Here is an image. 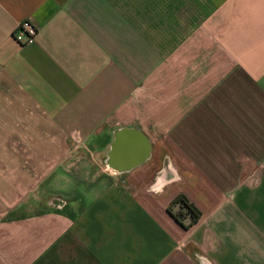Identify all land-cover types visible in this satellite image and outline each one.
<instances>
[{
  "label": "crops",
  "instance_id": "1",
  "mask_svg": "<svg viewBox=\"0 0 264 264\" xmlns=\"http://www.w3.org/2000/svg\"><path fill=\"white\" fill-rule=\"evenodd\" d=\"M123 127L171 160L111 172ZM21 143L42 177L0 213V264H264V0H0V172L30 174Z\"/></svg>",
  "mask_w": 264,
  "mask_h": 264
},
{
  "label": "rangeland",
  "instance_id": "2",
  "mask_svg": "<svg viewBox=\"0 0 264 264\" xmlns=\"http://www.w3.org/2000/svg\"><path fill=\"white\" fill-rule=\"evenodd\" d=\"M129 117L130 111L127 108V103H125V105L120 108V118H122L125 122ZM11 144L13 143H10V145ZM43 146L45 149L47 148V144H44V141L42 145L39 139H33L31 149H29L34 151V153L37 152L36 155H42L38 151L43 148ZM24 149L27 151L28 148H25L24 144L21 143L19 166L25 167L26 169L23 171L28 170L30 174L12 175L10 173H6L5 171L0 172V213H3L5 209L9 208L10 204H14L17 201L19 202V200L28 192L27 189L31 186V184H34L36 180L42 177V173L39 172H41L40 167L43 165L44 161L40 159L39 156L36 160H34V158L26 157V154H30L32 156L34 155L30 151V153H25L23 151ZM152 149L154 151L153 153L156 152L159 154L162 160L167 162L171 160V153L173 150L172 147H157L154 144ZM4 181H10L11 184L8 183L10 187H8V184L4 183Z\"/></svg>",
  "mask_w": 264,
  "mask_h": 264
},
{
  "label": "water",
  "instance_id": "3",
  "mask_svg": "<svg viewBox=\"0 0 264 264\" xmlns=\"http://www.w3.org/2000/svg\"><path fill=\"white\" fill-rule=\"evenodd\" d=\"M110 149L105 163L116 174L129 172L142 166L152 152V146L145 135L136 128H119L113 132Z\"/></svg>",
  "mask_w": 264,
  "mask_h": 264
},
{
  "label": "trees",
  "instance_id": "4",
  "mask_svg": "<svg viewBox=\"0 0 264 264\" xmlns=\"http://www.w3.org/2000/svg\"><path fill=\"white\" fill-rule=\"evenodd\" d=\"M166 211L185 231L190 230L202 215L201 211L182 193L168 203Z\"/></svg>",
  "mask_w": 264,
  "mask_h": 264
},
{
  "label": "built area",
  "instance_id": "5",
  "mask_svg": "<svg viewBox=\"0 0 264 264\" xmlns=\"http://www.w3.org/2000/svg\"><path fill=\"white\" fill-rule=\"evenodd\" d=\"M37 30L28 22H21L13 32V39L19 45L26 46L36 41Z\"/></svg>",
  "mask_w": 264,
  "mask_h": 264
}]
</instances>
